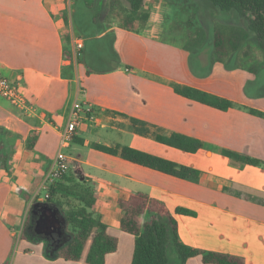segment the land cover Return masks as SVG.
I'll use <instances>...</instances> for the list:
<instances>
[{
  "label": "crops",
  "instance_id": "crops-1",
  "mask_svg": "<svg viewBox=\"0 0 264 264\" xmlns=\"http://www.w3.org/2000/svg\"><path fill=\"white\" fill-rule=\"evenodd\" d=\"M77 4L85 9L81 25L73 20ZM165 5L166 0H144L142 11L149 18L144 27L129 31L120 25L124 0L114 13L110 0H0V78L19 82L33 107L22 111L0 95V128L5 131L1 139L9 170H0V264L15 237L11 227L21 224L23 229L27 218L23 213L34 201L44 200L45 180L59 151L71 159L69 172L76 181L95 189L98 200L92 212L117 240V249L106 256L105 264L131 263L134 237L119 227L117 201L134 193L166 206L184 245L240 257L244 264H264V118L248 112L264 113V94L248 92L259 75L240 63L238 54L226 63L217 62L211 44L206 62L202 39L187 48L183 32L161 31L150 15L157 7L162 12ZM78 37L85 40L81 60L73 54ZM175 37L182 39L174 42ZM246 61L263 62L264 54L259 62L254 56ZM174 85L239 107L227 111L207 107L177 95ZM75 103L92 108L95 120L83 117L71 142L61 148V134ZM132 119L145 123L150 132L195 138L204 148L188 153L135 134ZM31 133L36 141L28 150ZM92 144L127 146L196 169L199 181L132 164L96 151ZM221 150L260 164L243 165L224 157ZM177 208L194 215L175 214ZM45 230L47 237L31 236L53 248L56 228ZM27 239L20 236L19 253L30 262L20 259L17 264H86L88 246L80 260L66 261L43 255L42 243L31 249ZM185 264L203 262L195 256Z\"/></svg>",
  "mask_w": 264,
  "mask_h": 264
},
{
  "label": "trees",
  "instance_id": "trees-1",
  "mask_svg": "<svg viewBox=\"0 0 264 264\" xmlns=\"http://www.w3.org/2000/svg\"><path fill=\"white\" fill-rule=\"evenodd\" d=\"M183 1L189 6L192 5L190 1ZM124 2L126 10L120 22L121 27L129 31H136L138 25L144 27L149 18V14L142 11L144 0H124ZM208 2L220 11L235 12L242 23L241 27L236 26L229 32L223 29L214 30L212 44L215 61L226 63L232 54H238L239 60H246L247 46L252 39L255 40L256 46L264 51V0H208ZM117 8L121 9V0H110L111 11L117 12ZM188 23L195 29L193 33L189 32L185 35L187 48H191L194 43L200 41L202 31L195 22ZM84 48L78 60L83 57ZM261 69H264V61L260 62L256 69L252 67L254 73H258ZM173 89L183 98L220 111L239 107L230 100L192 87L174 85ZM248 112L264 118V113L257 110L248 109ZM131 130L135 134L151 136L156 142L188 153H195L204 148L201 141L192 137L176 133L165 136L150 132L145 127V123L135 119L131 120ZM4 133L5 131L0 128V168L9 172L3 152L4 142L1 139ZM35 141L36 134L31 133L26 143L28 150L33 149ZM91 147L96 151L165 175L193 183L199 181L200 172L196 169L127 146L92 144ZM221 154L243 165L259 166L260 164L257 160L233 151L221 150ZM46 192L48 197L45 203L53 204L58 209L67 239L62 244L54 245L53 248L45 244V256L49 259L78 261L88 246L85 263L105 264L106 256L116 251L117 240L107 234L106 226L101 222L100 216L92 212L98 200L95 189L86 182L76 181L74 175L69 172L68 175L65 174L58 181L48 185ZM117 207L122 214L119 223L121 231L134 237L130 264H185L189 258L195 256H200L203 264H244V259L240 257L197 250L184 245L179 238L174 215L162 202L144 193H134L127 200H118ZM174 213L194 215L193 212L182 208H177ZM144 216H147L146 221H143ZM29 219L28 213L21 236L34 240L27 231L30 225ZM169 248L172 249V256H169Z\"/></svg>",
  "mask_w": 264,
  "mask_h": 264
},
{
  "label": "rangeland",
  "instance_id": "rangeland-1",
  "mask_svg": "<svg viewBox=\"0 0 264 264\" xmlns=\"http://www.w3.org/2000/svg\"><path fill=\"white\" fill-rule=\"evenodd\" d=\"M90 1V0H86ZM192 5H188L183 0H166L165 9L162 11L163 22L160 23L161 31H165L166 29H171L174 31H181L185 35L189 32L193 33L195 31L194 27H191L188 22H195L199 29L202 31V47L201 49L205 50V59L206 62L209 60L210 51L209 48L212 44L213 32L215 29H223L224 31H230V29L234 27H241V21L235 12H223L219 9L212 6L208 0H190ZM107 4V3H106ZM75 13L73 15V20L75 24L81 25L86 19V15L84 13L85 9L81 4H77L73 7ZM182 38H174V42L180 41ZM185 44L188 45L186 40ZM208 49V50H207ZM247 55L248 57L254 56L255 59L259 62L263 59V51L256 46L255 40L249 42L247 46ZM195 62L192 63L194 65ZM240 63L251 66L253 68H257L260 63L257 62H248L246 60L240 61ZM258 80L257 83L248 86V92H259L264 94V69L259 70L258 72ZM0 170H4L1 169ZM5 171V170H4ZM69 174V171L66 175ZM47 193V192H46ZM40 196L44 197V192H40ZM45 197L42 202H33L31 206H29L28 212L25 211L23 214V218L28 216L29 213V226L27 231L28 234L31 233L36 236H46V226H50L52 228H56L54 232V241H57V244H62L67 239L66 233L63 228V221L59 214L58 209L53 204H46ZM45 203V205H44ZM40 204V205H39ZM27 212V213H26ZM27 214V215H26ZM147 216H145L146 218ZM11 231L14 232L15 237L11 242V246L9 249L8 256L4 260L3 264H17L18 261L24 260L23 262H30V258L25 256L22 253H19L21 249V241L20 236L22 232V225L18 224V226L11 227ZM25 239H27L25 237ZM31 242L32 248L37 249V245H41L43 248V255L45 254V245L42 240H31L27 239ZM169 256H172V249L168 250ZM28 258V259H26ZM15 260V263H14Z\"/></svg>",
  "mask_w": 264,
  "mask_h": 264
},
{
  "label": "built area",
  "instance_id": "built-area-1",
  "mask_svg": "<svg viewBox=\"0 0 264 264\" xmlns=\"http://www.w3.org/2000/svg\"><path fill=\"white\" fill-rule=\"evenodd\" d=\"M83 48L84 39L81 37L76 38L74 40L73 53L76 60L81 57ZM0 95L8 100L17 109L25 112L33 111V107L27 102L25 94L21 89L20 83L17 81L0 78ZM83 117L88 120H95L93 109L87 106H83L80 103H75L72 107V111L66 128L61 134V148L68 146V144L71 142L76 128ZM72 167L73 164L71 159H69L64 153L59 151L46 177L44 189L46 190L48 185L58 181ZM47 197L48 196L46 194L45 199Z\"/></svg>",
  "mask_w": 264,
  "mask_h": 264
},
{
  "label": "clouds",
  "instance_id": "clouds-1",
  "mask_svg": "<svg viewBox=\"0 0 264 264\" xmlns=\"http://www.w3.org/2000/svg\"><path fill=\"white\" fill-rule=\"evenodd\" d=\"M150 22L158 25L163 22V15L159 7H157L150 15Z\"/></svg>",
  "mask_w": 264,
  "mask_h": 264
}]
</instances>
